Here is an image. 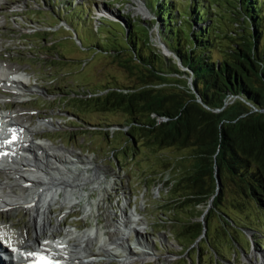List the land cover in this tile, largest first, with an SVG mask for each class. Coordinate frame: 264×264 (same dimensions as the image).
<instances>
[{
    "label": "rangeland",
    "instance_id": "1",
    "mask_svg": "<svg viewBox=\"0 0 264 264\" xmlns=\"http://www.w3.org/2000/svg\"><path fill=\"white\" fill-rule=\"evenodd\" d=\"M84 1L94 5H88L89 14L96 21L94 26L97 27V33L103 32L100 36L110 37L107 30H111L108 25L99 24L97 18H130L143 27L153 24L150 28L151 45L161 48L166 57L172 55L162 48L160 27L154 22V16L148 17L137 12L138 6L132 0ZM53 2L0 0V56L6 59L2 64L9 70L24 73L22 70L25 69L30 73H24L30 80H23L33 90L24 92L16 89L22 95L15 97L7 92V88L0 87V110L18 111L19 119L22 113H29L34 123L33 128L37 131L34 135L36 142L47 139L49 143L62 148L82 147L85 155L93 158V164L101 175L100 187L105 185L106 188H94L95 185L94 189L89 190L96 180L90 176L93 171H88V177L93 181L86 182L85 192L93 197L92 201L103 205L104 215L113 217L110 229L114 225V219L121 216L120 206L128 201L130 207L126 211L130 213L136 205L140 221L143 220L146 223L143 225L148 227L144 237L154 255L145 263L138 261L132 264H264V213L254 202L242 200L231 182L227 189L223 188L226 198L224 203H215L223 211L214 209L215 205H211V200L195 207L190 203L180 202L177 180L190 169L192 150L176 147L150 149L140 138V133L130 131L136 138L134 143L126 134L127 128L118 125L126 123V113L111 110H104L102 113L89 104L93 98L88 97V92L104 91L105 86H113L114 81L124 85L135 82V69L127 67L134 65L129 61L125 67L124 62L129 57L126 54L116 57L115 53L93 51V46L88 45L89 40L84 38L79 27L70 28V32H67L55 13ZM103 2L111 5L105 6ZM210 3L214 4L217 14L214 16V25L219 31H226L230 23L235 21L232 14L234 0H210ZM84 7L87 11V7ZM71 20L68 22L71 23ZM72 33L78 36L81 44L69 37ZM216 36L220 37L219 33ZM217 42L219 50H225L227 43L223 39ZM179 69L185 71L182 66ZM172 76L180 80L179 84L192 88L189 76ZM167 84L166 89L177 87L175 81H168ZM80 90L87 91L83 98L78 95ZM128 90L129 88H124V91ZM71 92L77 93L79 97ZM74 105L78 107L74 108ZM103 115L114 122L113 126L100 128L84 122L87 119L98 122ZM232 196L242 201L246 216H250L258 224V232H251L239 223L232 226L224 217L225 213L239 217L243 223L247 222L228 201ZM15 213H0V222L8 223L12 220L16 229L28 226L27 232L32 236L28 214L24 211L17 215ZM189 214L204 221L206 229L204 237L192 246L188 245V249L185 246L181 249L180 243L188 240L179 239L177 235L175 240L172 239L178 228L176 225H179L173 220L186 221L190 218ZM78 222L82 224L79 228L85 229L92 226L89 222L94 223L95 218L88 223ZM91 247L95 249L96 245ZM101 264L116 262L103 261Z\"/></svg>",
    "mask_w": 264,
    "mask_h": 264
},
{
    "label": "trees",
    "instance_id": "2",
    "mask_svg": "<svg viewBox=\"0 0 264 264\" xmlns=\"http://www.w3.org/2000/svg\"><path fill=\"white\" fill-rule=\"evenodd\" d=\"M53 1L56 15L70 28H81L93 51L115 53L116 57L126 54L125 67L129 61L134 65L127 67L135 69V82L112 81L105 92H88L93 98L89 104L102 113H126V123L118 125L127 128L134 143L130 131L140 133L150 149L192 150L191 167L177 180L180 202L192 207L210 200L211 205L223 204V188L231 182L242 200L254 202L264 213V0H234L235 21L226 31L214 25L217 14L210 0H146L160 27V39L173 58L151 45L153 24L143 27L130 18H119L102 22L111 31L107 30L110 37L100 36L103 32L92 29L86 1ZM220 39L227 43L223 51L217 45ZM173 74L189 76L192 88L179 84ZM168 81H175L177 87L166 89ZM80 91L81 98L86 96L87 91ZM99 119L84 122L100 128L114 124L106 115ZM232 197L228 201L247 222L225 213L224 217L232 226L239 223L258 232V224L246 216L242 201ZM214 209L223 211L219 205ZM189 215L186 221L173 220L179 224L175 235L188 240L181 242L186 249L204 237L206 229L204 221Z\"/></svg>",
    "mask_w": 264,
    "mask_h": 264
},
{
    "label": "bare ground",
    "instance_id": "3",
    "mask_svg": "<svg viewBox=\"0 0 264 264\" xmlns=\"http://www.w3.org/2000/svg\"><path fill=\"white\" fill-rule=\"evenodd\" d=\"M139 2L143 7H147L144 0ZM143 9L141 11L146 13ZM5 61L6 59L0 56V87H6L7 92H11L15 97L22 95L16 89L24 92L33 91L23 82L25 74L30 75V73L25 69L22 70L25 74L6 69L2 64ZM19 115L18 111L0 110V173L2 174L0 213L8 215L15 211L17 215L21 210L28 213L34 236L23 237L21 231H26V226L16 229L12 220L8 223L0 222V247L6 243L8 249L3 255H9L12 259L7 264H22L23 259L28 257L26 253L31 251L37 253L49 251L62 258L64 264H100L101 257L109 261L115 260L116 264H132L137 261L144 263L154 255L152 252L144 254L146 250L137 253L130 249L132 247H125V230L135 228V225L139 224L137 221L140 220L136 213L132 212L129 215L125 210L121 211L123 215L117 221L119 224L117 229L121 232L116 236H112V231H104L101 227L102 231L98 229L91 231V228L87 230L64 228L62 236L49 235L57 227L48 222V206L61 204L67 208L78 207L83 195L85 197L79 186L88 182L85 181L88 176L87 171H93L92 177L96 180L92 188L96 185L94 188L105 189L106 186L100 187L102 182L99 179L100 174L90 160L78 156L75 159L65 158L62 148L52 145L47 139L36 142L34 135L37 131L33 128L34 123L30 114L22 113L21 119ZM91 181L93 180L90 179ZM72 182L78 184V189L75 191L78 192L77 195L73 194V190L68 191L65 188ZM88 205L84 202L83 211H89ZM99 222L103 225L107 223L100 219ZM8 241H11V246ZM45 241L47 243H44ZM94 241L98 245L96 250L89 247V243ZM119 249L121 254L117 253ZM2 261L6 264L4 260Z\"/></svg>",
    "mask_w": 264,
    "mask_h": 264
},
{
    "label": "snow or ice",
    "instance_id": "4",
    "mask_svg": "<svg viewBox=\"0 0 264 264\" xmlns=\"http://www.w3.org/2000/svg\"><path fill=\"white\" fill-rule=\"evenodd\" d=\"M13 139H15V136L13 137ZM44 243H47V241H45ZM8 244H9V246H11V241H8ZM13 251H16V249H13ZM26 255L32 256V257H37L35 264H53V261L50 258L45 257L42 254H39L35 251L28 252V253H26ZM56 264H58V262H56Z\"/></svg>",
    "mask_w": 264,
    "mask_h": 264
},
{
    "label": "water",
    "instance_id": "5",
    "mask_svg": "<svg viewBox=\"0 0 264 264\" xmlns=\"http://www.w3.org/2000/svg\"><path fill=\"white\" fill-rule=\"evenodd\" d=\"M138 7L136 8L137 9V12L139 11V13H142V15H146V16H148L149 17V15H152V16H154V22L156 21L157 22V20H156V17H155V15L151 12V11H148V9H146L145 7H143L142 5H141V3L139 2V0H132ZM144 8V9H143ZM141 9H143V10H145L146 11V13L144 12V11H141ZM161 43H162V48H164V49H166L167 51H168V53H171L168 49H167V47H166V45L161 41ZM159 49H161V48H159ZM164 54V53H163ZM172 58L174 57V56H172V55H170ZM188 83H190V80H188ZM190 87V86H189ZM217 181L219 182V178H217Z\"/></svg>",
    "mask_w": 264,
    "mask_h": 264
}]
</instances>
